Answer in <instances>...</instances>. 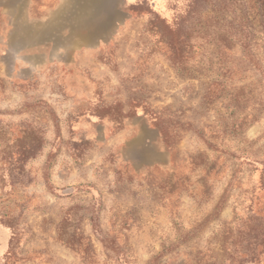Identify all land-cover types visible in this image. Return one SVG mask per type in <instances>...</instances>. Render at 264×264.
Returning <instances> with one entry per match:
<instances>
[{
	"label": "rangeland",
	"instance_id": "obj_1",
	"mask_svg": "<svg viewBox=\"0 0 264 264\" xmlns=\"http://www.w3.org/2000/svg\"><path fill=\"white\" fill-rule=\"evenodd\" d=\"M0 264H264V0H0Z\"/></svg>",
	"mask_w": 264,
	"mask_h": 264
}]
</instances>
